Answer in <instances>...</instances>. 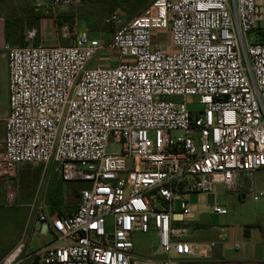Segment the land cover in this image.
<instances>
[{"label": "built area", "instance_id": "built-area-1", "mask_svg": "<svg viewBox=\"0 0 264 264\" xmlns=\"http://www.w3.org/2000/svg\"><path fill=\"white\" fill-rule=\"evenodd\" d=\"M80 4L49 0L34 11L54 18ZM104 24L107 40L71 27L69 45L5 47L6 203L27 164L84 187L69 216L31 204L52 242L30 252L21 236L0 264H141L135 234H153L163 253L148 263L200 261L215 243L188 239L191 195L211 196L218 215L227 210L216 184L264 202L252 182L264 171V0H153L131 19L110 11Z\"/></svg>", "mask_w": 264, "mask_h": 264}, {"label": "crops", "instance_id": "crops-1", "mask_svg": "<svg viewBox=\"0 0 264 264\" xmlns=\"http://www.w3.org/2000/svg\"><path fill=\"white\" fill-rule=\"evenodd\" d=\"M103 2L111 4L112 8L113 4H124L126 7L124 12L127 15L126 19H131L140 14L153 2V0H103L102 2L96 3H81L78 7L61 6L58 8V12H56L57 15L54 18L51 16L49 18H44L34 11V5L36 3L47 6L49 5V0H0V140H2L4 134V121L9 113V70L5 47H21L26 45V33L29 30H34L36 32L35 38L30 42L33 45L42 42L55 44L54 42L57 41L59 37V29H62L63 33L68 28L78 26L80 21L88 23L87 18L89 17L91 5ZM83 10L86 11V15L83 14ZM78 32L89 34L86 30H78ZM101 37L98 38V40H100ZM44 176H47V182L44 183L45 187L43 191L36 192L28 203L24 204V207L28 209L27 219L29 217L30 220L31 218H33L34 221L37 219L35 210L31 212L29 206L31 204L37 206L41 200H44L46 211L49 215H71L76 209L79 190H73L76 195L75 199L72 197L69 198L68 195L70 192L67 191L66 183L61 182L57 176H55L56 178L52 180V182L49 175ZM45 177H43V179ZM252 179L253 186L256 190L264 189V171L256 172ZM56 183L62 184V186H64L63 189L59 186L60 189L57 191L50 188L51 185ZM4 186V182L0 180V205L5 201L2 193L3 189L5 191ZM237 196L240 200L248 195L242 192L240 196L238 194ZM207 198L211 201V196H207ZM258 202L261 203V210L253 214L242 226L236 228L228 226L210 230L213 236L208 241L214 242L215 246L208 254L207 258L200 261L189 260L180 264H264V202ZM0 219H2V217H0ZM198 225L199 224L192 219L188 227L190 231L192 230L195 232L199 230ZM39 232L40 234H46L50 231L40 224ZM18 240H13L9 246V251L14 248ZM235 243L241 244L239 250L233 249V244Z\"/></svg>", "mask_w": 264, "mask_h": 264}, {"label": "rangeland", "instance_id": "rangeland-1", "mask_svg": "<svg viewBox=\"0 0 264 264\" xmlns=\"http://www.w3.org/2000/svg\"><path fill=\"white\" fill-rule=\"evenodd\" d=\"M112 10L119 12L120 15L125 18L127 16L124 13L126 10L124 4H113V8L111 4L107 2L92 4L91 9L89 10V17L87 18L88 23L80 21L78 26L74 27L79 31L86 30L89 33L88 36L90 38L98 39L102 36L100 40H107L111 32L104 24V19L107 13ZM83 14L86 15V11H84ZM70 31V28H68L62 33V29H59V37L54 43L58 45H69L72 39ZM160 37L163 38V36ZM26 43L29 44L30 42ZM97 60L98 56H95L91 61V65L96 64ZM174 135H178V133H174ZM42 170V165L27 164L19 167L16 176L12 181L17 188L16 200L13 205H8L6 201L0 205V217H2V219H0V260L9 251V246L13 240H18L21 236L29 241L28 248L30 252L37 251L39 248L49 244L53 240V235L50 232L40 234V222L37 220L34 221L33 218L30 220V217L27 219L28 209L24 207V204L28 203L36 192L43 191V188L45 187L44 183L47 182V176L45 177L44 175H49V177H51V182L56 178L52 167H47V171L44 175L42 174ZM43 177L45 178L43 179ZM58 186L61 189L64 187L62 184L56 183L51 185L50 188L57 191L60 189ZM81 187V185L76 183H67L66 188L67 191L70 192L68 197L75 199L76 195L73 190L76 189V191H78ZM2 193L4 197V189ZM212 194L216 200V205L226 209L228 214L225 216L214 214L212 212L214 204H212L207 198V195H191L190 204L192 207V213L191 215L186 216L185 220L189 224L193 219L199 224L198 229L200 230L195 232L192 230L190 231L188 239L191 241H208L213 236L210 230L228 226L233 228L240 227L246 223L253 214L258 213L261 210L260 202L252 201L250 196H246L244 199L241 198L239 200L237 193L228 192L223 185H214ZM177 207L178 204L176 205V208ZM132 241L134 244V254L136 258L141 261V264H151L146 261L158 260L163 257V253L158 249L153 234H135L132 236ZM25 264L35 263L28 262Z\"/></svg>", "mask_w": 264, "mask_h": 264}, {"label": "trees", "instance_id": "trees-1", "mask_svg": "<svg viewBox=\"0 0 264 264\" xmlns=\"http://www.w3.org/2000/svg\"><path fill=\"white\" fill-rule=\"evenodd\" d=\"M103 0H81L82 3H96V2H102ZM24 46V45H23ZM78 185H81L83 188L84 185L77 183ZM76 190V189H75Z\"/></svg>", "mask_w": 264, "mask_h": 264}]
</instances>
